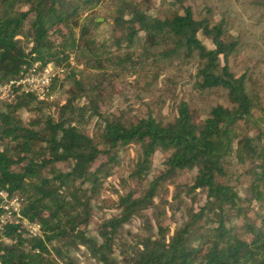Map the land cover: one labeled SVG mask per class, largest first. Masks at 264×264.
<instances>
[{
	"label": "trees",
	"instance_id": "obj_1",
	"mask_svg": "<svg viewBox=\"0 0 264 264\" xmlns=\"http://www.w3.org/2000/svg\"><path fill=\"white\" fill-rule=\"evenodd\" d=\"M97 2L0 0V83L18 79L25 67L36 62L40 67L54 62L58 54L50 30L60 24L77 25L78 12ZM153 4V0H127L118 6L113 17L119 33L116 44L124 41L130 46L139 32H144L137 57L118 55L119 65L129 74H138L147 66L158 71L166 65L193 61L197 65V96L222 90L228 104H214L202 118L192 103L195 97L180 100L175 118L166 123L151 114L135 120L111 115L103 118L99 133L90 136L51 117L42 124H38L39 118L30 127L25 125L17 110L28 107L29 94L15 95L7 110L0 112V142L4 143L0 186L20 200L21 216L39 223L41 235H30L14 220L0 224V239L10 242H0V264H58L49 244H72L75 237L103 264H264V143L242 131V125H258V120L244 76H235L228 66V55L235 51L236 43L225 40L222 22L196 19L190 7L180 4L164 14L157 9L151 13ZM80 29L81 40L90 47L85 26ZM198 31L211 39L214 48L200 41ZM220 55L225 60L223 66ZM74 84L71 99L84 92L79 80ZM36 125L40 127L32 128ZM131 144L140 149L133 172L137 179L146 176L158 149L168 153L166 169L139 196L132 191L119 196L114 205L119 212L99 224L98 242L79 227L86 228L90 221V201L110 175L118 148ZM102 154L106 160L94 166ZM232 156L246 166L249 183L244 197L226 179ZM60 162L68 169L58 168ZM194 168L197 172L188 189L204 191L205 202L199 210H189L187 220L168 236L161 226L159 235H154L147 221V233L133 237L117 259L113 246L121 237L122 225L155 206L153 199L165 179L178 170ZM254 201L260 209L250 215Z\"/></svg>",
	"mask_w": 264,
	"mask_h": 264
},
{
	"label": "rangeland",
	"instance_id": "obj_2",
	"mask_svg": "<svg viewBox=\"0 0 264 264\" xmlns=\"http://www.w3.org/2000/svg\"><path fill=\"white\" fill-rule=\"evenodd\" d=\"M123 1L127 0H99L78 12L77 25L67 23L52 28L49 37L53 42V50L58 55L54 62L44 65L49 64L51 70L48 85L42 86L41 81H32L30 84L10 86L4 90L6 96L0 99V112L7 110V105L15 95L29 94L26 97L29 98L28 107L17 110L25 125L30 127V123L39 118L42 121L38 124H42L44 119L51 117L95 136L101 130L103 118L111 115L135 120L151 114L166 123L175 118L176 106L180 100L195 97L192 103L198 108L202 118L214 104H228L222 90H213L204 97L197 96V65L193 61L181 66L166 65L158 71L155 67L147 66L140 69L138 74H129L123 70L115 57L130 54L136 58L144 40V32L141 31L132 45L126 46L124 41L119 46L116 44L119 33L114 29L113 17ZM153 1L151 13L157 9L160 14H164L168 9L180 8L181 2L180 6L191 8L196 19L205 18L211 23H223L225 40L236 43L235 51L228 55L229 69L237 77L244 76L246 93L253 104L252 112L258 120V125H242V131L264 143V0ZM82 25L85 26L84 31L88 32L85 36L90 47L85 46V39L80 38ZM197 36L207 48H214L211 39L201 31L197 32ZM219 61L220 66H223L225 60L222 55ZM35 66H40V63L25 67L20 78L30 76L31 69ZM34 76L38 79L36 74ZM74 80L81 82L84 92L71 99L69 95L75 88ZM94 109L98 113H94ZM38 127L40 125L32 128ZM3 147L4 143L0 142V149ZM167 156V152L156 150L146 176L137 179L133 172L140 159L139 146L131 144L118 148L110 175L103 179L99 192L90 201V221L86 228L80 226L79 229L86 236L101 242L98 226L103 220L119 212L114 207L119 196L129 191L134 196H139L154 177L165 171ZM105 160L106 157L100 155L94 166ZM57 167L68 169L67 164L61 162L57 163ZM245 168L236 157L229 159L226 179L242 197L245 196L249 183ZM196 172L195 168L178 170L165 179L158 195L153 199L155 206L145 209L142 216H133L122 225L121 237L117 238L113 246V255L117 259L121 258L123 247L133 242V237L147 233V221L151 223L154 235H159L161 226L168 236L187 220L189 210H199L205 202L204 191L200 188L188 189L193 185ZM251 207L250 215L260 209L257 201ZM74 239L72 244H63L62 241L53 243L52 246L60 249V255L49 244L51 255L58 264H103L76 237ZM0 242L10 244L5 239H0Z\"/></svg>",
	"mask_w": 264,
	"mask_h": 264
},
{
	"label": "built area",
	"instance_id": "obj_3",
	"mask_svg": "<svg viewBox=\"0 0 264 264\" xmlns=\"http://www.w3.org/2000/svg\"><path fill=\"white\" fill-rule=\"evenodd\" d=\"M49 65V64H48ZM46 65L44 66H35L31 69L30 76L26 75L24 78H20L19 80H10L8 83L1 84L0 83V99L6 96L5 89L10 88V86L16 84H30L32 81H41L42 86H46L49 83L51 70L50 67ZM38 76L34 78V75ZM36 76V77H37ZM18 80V81H17ZM35 88V86H33ZM0 224H3L7 221H15L24 225L28 231V233L32 236L41 235V227L37 222H31L27 219L23 218L20 214V200L17 197H11L7 194L6 190L0 186Z\"/></svg>",
	"mask_w": 264,
	"mask_h": 264
}]
</instances>
